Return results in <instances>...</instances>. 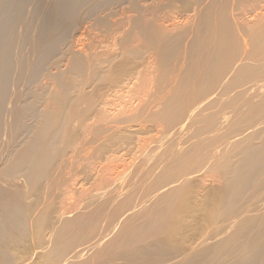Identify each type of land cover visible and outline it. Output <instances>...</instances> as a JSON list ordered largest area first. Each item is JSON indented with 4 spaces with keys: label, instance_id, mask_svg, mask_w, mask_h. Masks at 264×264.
I'll return each instance as SVG.
<instances>
[{
    "label": "bare ground",
    "instance_id": "obj_1",
    "mask_svg": "<svg viewBox=\"0 0 264 264\" xmlns=\"http://www.w3.org/2000/svg\"><path fill=\"white\" fill-rule=\"evenodd\" d=\"M260 10L0 0V264H264Z\"/></svg>",
    "mask_w": 264,
    "mask_h": 264
},
{
    "label": "rangeland",
    "instance_id": "obj_2",
    "mask_svg": "<svg viewBox=\"0 0 264 264\" xmlns=\"http://www.w3.org/2000/svg\"><path fill=\"white\" fill-rule=\"evenodd\" d=\"M246 4H248V3H246ZM245 4V5H246ZM248 6V5H247ZM263 11V10H262ZM261 10L259 11V12H256V14L257 13H264V12H262ZM191 14V13H190ZM189 13H187V14H183V17H182V21L181 22H183L184 20L183 19H187V16L188 17H190L191 15H190ZM255 13H252V12H247L246 14H245V17H243L242 18V20L241 21H245V22H243V24H246L247 25V23H250V25H248L247 27H248V29H250L251 28V26H252V28L253 27H257L256 25H258L259 23H258V18L259 17H256L255 15H256ZM253 15V16H252ZM261 15V14H260ZM247 16V17H246ZM257 20V21H256ZM185 22V21H184ZM183 22V23H184ZM255 22H257V23H255ZM254 24H255V26H254ZM250 26V27H249ZM89 36L88 35H86V37L85 38H88ZM84 38V42H86V43H88L87 41H88V39H85ZM130 87V86H129ZM126 90V91H128L127 93H126V91H124V89ZM123 88H120V90H118L119 88H117L116 89V87H115V89L116 90H114V91H116L117 93L118 92H120L119 94H121V95H117V93L116 92H114L113 90H111L110 91V93L108 94L107 93V97L106 98H108V101L109 100H111V101H109L110 102V105H109V107H111V108H109V109H111L110 111H112V112H115L116 110H114V109H112L113 107L115 108V109H117V111L119 110V108L121 107L120 106V104L122 105V109L123 108H126V107H128V108H130V106L131 105H129V103L128 102H132L131 104H136V102H135V100L133 99V98H131L132 97V95H131V88L128 90V89H126V88H128V86H126V87H123ZM123 90V93H121V91ZM112 93V94H111ZM115 93V94H114ZM128 94H129V96L130 97H128ZM112 95V96H111ZM117 95V96H116ZM125 95V96H124ZM264 95V94H263ZM121 96L123 97V99L121 98ZM110 97V98H109ZM113 97V98H112ZM125 97V98H124ZM130 98V99H128V98ZM264 97V96H263ZM112 98V99H111ZM116 98V99H115ZM118 98H120L119 100H118ZM126 98H127V100H128V102H127V100H126ZM122 99V100H121ZM116 100V101H115ZM126 100V101H125ZM115 101V104H113V102ZM124 102H125V104H124ZM127 103V104H126ZM117 104V105H116ZM114 105H116V107L114 106ZM128 105V106H127ZM126 106V107H125ZM121 108H120V110H121ZM114 110V111H113ZM233 119V118H232ZM231 120V119H230ZM264 130V127H262V128H258L257 130H255V131H252V132H250L249 134H247V136L245 137L244 136V140H248V141H251L252 143H254V144H256V145H260V146H264V141H262V139H260L258 136L261 134V132ZM130 133L132 132V129L131 130H128ZM155 133L156 132H153V133H150V135H147V137L148 136H155ZM153 134V135H152ZM157 136H159V135H157ZM258 137V138H257ZM255 138H257L256 140H254ZM129 159V157L128 158H126L125 159V163H127L126 161H129L128 160ZM118 161V163L116 162L115 164L116 165H120V160H117ZM129 163V162H128ZM110 164H111V162H110ZM112 165V164H111ZM211 173V174H210ZM209 174V176H208V174L205 176V174H203V175H201L202 176V178H201V176L199 177L200 178V180H199V178L197 177V178H195L194 179V181L192 182V184L190 185V188H191V190L193 189V188H195L196 189V191L197 190H199V191H201L202 189H205V191H202V192H204L203 194H206V193H209V191H211L210 193H209V195L211 194V195H213L212 193H214L215 194V192L217 191V192H219V190L220 189H222L223 187L221 186L222 185V183H220L221 181V176L219 175V173L218 172H210ZM217 175V176H216ZM204 177V178H203ZM207 178V179H206ZM216 178V179H215ZM213 179V180H212ZM202 180V181H201ZM196 182V183H195ZM200 183V184H199ZM196 184V185H195ZM90 185V184H89ZM89 185L88 186H86L84 189H88L89 188ZM194 186V187H193ZM202 186V188H200ZM199 189H198V188ZM81 188L82 187H79V189L81 190ZM194 189V190H195ZM208 191V192H207ZM216 192V193H217ZM186 201L187 202H189V199L187 198L186 199ZM191 202V201H190ZM210 211H214L215 213L217 212V209L213 206V209L211 208V210ZM209 262V260H205L202 264H207Z\"/></svg>",
    "mask_w": 264,
    "mask_h": 264
}]
</instances>
